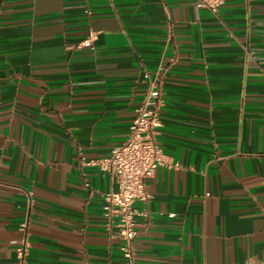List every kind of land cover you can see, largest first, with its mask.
I'll return each mask as SVG.
<instances>
[{"label":"crops","instance_id":"0c3cea01","mask_svg":"<svg viewBox=\"0 0 264 264\" xmlns=\"http://www.w3.org/2000/svg\"><path fill=\"white\" fill-rule=\"evenodd\" d=\"M263 70L264 0H0V264L25 235L26 264H124L117 183L88 161L152 81L167 164L134 203L136 261L264 260Z\"/></svg>","mask_w":264,"mask_h":264},{"label":"built area","instance_id":"2783aa9c","mask_svg":"<svg viewBox=\"0 0 264 264\" xmlns=\"http://www.w3.org/2000/svg\"><path fill=\"white\" fill-rule=\"evenodd\" d=\"M225 0H196L197 5L217 13ZM264 80V70H263ZM157 81L150 86L136 110L127 139L115 146L111 152L100 158L88 161L102 171L112 175L117 189L104 194V215L115 222L117 227L114 237L120 241V251L124 264H138L135 258V239L140 229L137 221L136 201L148 202L149 179L156 169L167 164L165 153L157 141L158 127L161 125L160 113L163 105ZM141 214L148 216L144 210ZM148 219L142 226H146ZM26 229V223L23 224ZM29 243L25 235L17 247L18 263L26 264ZM245 264H264V260L248 259Z\"/></svg>","mask_w":264,"mask_h":264}]
</instances>
